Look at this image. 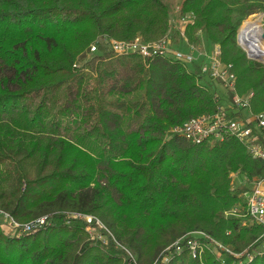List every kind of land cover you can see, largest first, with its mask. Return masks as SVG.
<instances>
[{
  "label": "trees",
  "instance_id": "obj_1",
  "mask_svg": "<svg viewBox=\"0 0 264 264\" xmlns=\"http://www.w3.org/2000/svg\"><path fill=\"white\" fill-rule=\"evenodd\" d=\"M179 5L194 16L182 35L168 0H0V210L20 223L47 216L17 238L0 229V264H127L116 242L152 264L191 230L234 253L258 245L262 228L242 224L249 187L232 188L230 174L262 176L264 160L233 135L193 144L171 132L232 94H218L196 62L115 54L101 39L168 35L185 53L216 43L236 93H253L251 114L264 111V64L236 35L264 0ZM75 213L97 218L115 242L105 230L107 243L91 239ZM200 254L183 249L165 264H264V255L238 263L213 244Z\"/></svg>",
  "mask_w": 264,
  "mask_h": 264
},
{
  "label": "built area",
  "instance_id": "obj_2",
  "mask_svg": "<svg viewBox=\"0 0 264 264\" xmlns=\"http://www.w3.org/2000/svg\"><path fill=\"white\" fill-rule=\"evenodd\" d=\"M179 10L180 5L178 11H174L175 15L172 19V23L180 30L182 35L185 26L188 23H193L194 16L192 13H186L181 16L179 15ZM239 31L240 29L236 34L239 47L245 51L249 59H252L258 64H264V39L258 34L259 36L256 41L258 45L256 47L253 45L251 46L252 40L248 37L243 38L239 34ZM101 39L107 43L112 53L120 55L136 53L142 58L165 55L180 60L185 64L196 62L198 56L200 58L202 57L203 60L197 63L201 67V71L212 80H217L225 91L232 94L231 100L227 106L222 104L218 106L219 110H217V112L202 113V115L188 118L181 124L175 125L174 128L171 129V132L185 138L187 141L189 140L193 144H200L206 140H221L225 135H233L244 143L246 150L249 151L252 157L264 160V111L260 112L258 115L250 114L248 119H240L232 115V113L249 109V103L253 93L247 92L245 95L236 93V76L232 70V65L226 64L220 59L221 50L218 44L215 43L207 46L204 43L202 46L200 45V48L198 47L199 49L197 46H191L190 51L185 53L172 47V38L168 35H165L156 42H147L139 36L128 40L115 38ZM97 43L98 42H92L89 45L88 53H93L97 50ZM195 52L197 53L196 55ZM252 123L254 125H252ZM230 177L232 179V188L238 187V185L241 184L249 187L246 193L245 208L247 209V220L242 221V224L250 221V223L257 224L262 228V233L256 240L259 242V245L250 246L240 252L234 253L221 244H218V242L212 239L206 232L191 230L177 237L173 243L163 248L152 264H165L183 249H187L189 254L193 257L200 256L206 244H213L217 249H224L234 258H238V263L250 262L255 255H264V175L247 179L243 175L240 177L238 173L233 172L230 174ZM0 216L5 218L6 226H8L9 230L6 233L16 238L22 234L36 230L39 226L45 224L47 219L45 215L31 220V222L28 223H20L17 220L15 221L12 216H9V214L3 210H0ZM74 216L83 218L86 221L87 225L85 228L91 226L93 222L97 225L100 224V221L91 215L84 216L75 213ZM99 226L103 228L115 242L110 231L103 226L102 223ZM102 241L107 243V238ZM116 246L124 250L125 256H127V264H137L135 256L132 255L129 249L117 242Z\"/></svg>",
  "mask_w": 264,
  "mask_h": 264
},
{
  "label": "rangeland",
  "instance_id": "obj_3",
  "mask_svg": "<svg viewBox=\"0 0 264 264\" xmlns=\"http://www.w3.org/2000/svg\"><path fill=\"white\" fill-rule=\"evenodd\" d=\"M169 1V3H171V7L173 8V10L175 11L176 10V12L178 11V9H179V1L180 0H168ZM244 24V25H243ZM254 25H256L255 27H253L250 31H249V35H250V37H251V39H252V42H253V44L254 45H258V42H256V40L253 38V36L255 37V35L253 34V30H255V29H258L259 27H262L263 28V30H264V12H257V14H253V15H250V16H248L247 18H245L244 20H243V23H242V25L240 26V30H241V28H242V30H241V32H240V35L242 34V32H243V30L245 29V28H247L248 26L250 27V26H254ZM253 35V36H252ZM242 36V35H241ZM256 38V37H255ZM207 45H208V43H207ZM86 54V53H85ZM86 56L87 57H89L90 55L89 54H86ZM191 67V66H190ZM214 86H215V90H216V92L218 93V94H220L221 96H223V94H225V90L222 88V86L220 85V83L218 82V81H216V82H214ZM223 93V94H222ZM247 111V110H246ZM248 116V113L247 112H243L242 113V116L241 117H239L240 119L242 118V119H246V117ZM234 176V175H233ZM236 180V179H235ZM234 180V181H235ZM237 181V180H236ZM239 182V181H238ZM237 182V183H238ZM243 184H241V185H238V187L239 186H242ZM6 221H5V218L3 217V216H0V229L1 230H4L5 232H7L9 229H8V226H6L7 224L5 223ZM250 223V221H247V224H249ZM100 224H101V222H100ZM99 224V225H100ZM99 225H97L96 223H94V225H92V223H91V226H89V227H87L88 228V230H87V228H86V231H87V233H88V236L91 238V239H95V238H97L98 240H105V238H107V236L105 235V234H103L102 233V231H100V230H103L104 231V229L103 228H101ZM108 234V233H107ZM105 237V238H104ZM100 238H104V239H100ZM103 242V241H102ZM259 243V242H258ZM259 245V244H258Z\"/></svg>",
  "mask_w": 264,
  "mask_h": 264
},
{
  "label": "crops",
  "instance_id": "obj_4",
  "mask_svg": "<svg viewBox=\"0 0 264 264\" xmlns=\"http://www.w3.org/2000/svg\"><path fill=\"white\" fill-rule=\"evenodd\" d=\"M205 42L204 41H202V42H200V44L199 45H197V48L199 47L200 48V45L202 46L203 44H204ZM206 44V43H205ZM198 48V49H199ZM197 53L195 52V55H196ZM203 60V58L201 57H199L198 56V58H197V60H196V63H200L201 61ZM247 110V111H246ZM246 110H243V111H241V116H242V113L243 112H247L248 113V116L246 117L247 119L250 117V114H251V112H250V109H246Z\"/></svg>",
  "mask_w": 264,
  "mask_h": 264
},
{
  "label": "bare ground",
  "instance_id": "obj_5",
  "mask_svg": "<svg viewBox=\"0 0 264 264\" xmlns=\"http://www.w3.org/2000/svg\"><path fill=\"white\" fill-rule=\"evenodd\" d=\"M244 25V24H243ZM243 28V27H242ZM242 28H241V30H242ZM241 30L239 31V34H240V32H241ZM263 30V28L262 27H259L258 29H255V30H253V34L255 35V37L253 36V38L256 40V39H258V34L261 32ZM257 41V40H256Z\"/></svg>",
  "mask_w": 264,
  "mask_h": 264
},
{
  "label": "water",
  "instance_id": "obj_6",
  "mask_svg": "<svg viewBox=\"0 0 264 264\" xmlns=\"http://www.w3.org/2000/svg\"><path fill=\"white\" fill-rule=\"evenodd\" d=\"M259 35H260V37H261L262 39H264V31H261V32L259 33Z\"/></svg>",
  "mask_w": 264,
  "mask_h": 264
}]
</instances>
